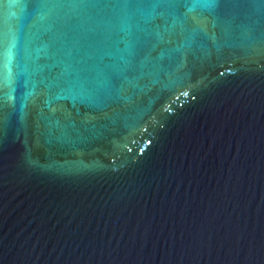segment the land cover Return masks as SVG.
I'll return each instance as SVG.
<instances>
[{"label": "water", "instance_id": "water-1", "mask_svg": "<svg viewBox=\"0 0 264 264\" xmlns=\"http://www.w3.org/2000/svg\"><path fill=\"white\" fill-rule=\"evenodd\" d=\"M0 264H264V0H0Z\"/></svg>", "mask_w": 264, "mask_h": 264}]
</instances>
